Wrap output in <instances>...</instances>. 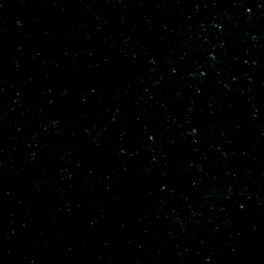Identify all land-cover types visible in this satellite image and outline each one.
I'll return each instance as SVG.
<instances>
[{"label":"water","instance_id":"95a60500","mask_svg":"<svg viewBox=\"0 0 264 264\" xmlns=\"http://www.w3.org/2000/svg\"><path fill=\"white\" fill-rule=\"evenodd\" d=\"M0 264H264V0H0Z\"/></svg>","mask_w":264,"mask_h":264}]
</instances>
